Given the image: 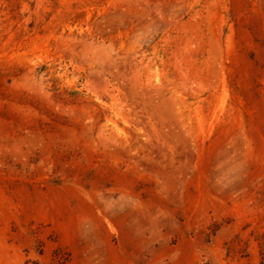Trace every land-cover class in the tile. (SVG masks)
Listing matches in <instances>:
<instances>
[{"label": "rangeland", "instance_id": "rangeland-1", "mask_svg": "<svg viewBox=\"0 0 264 264\" xmlns=\"http://www.w3.org/2000/svg\"><path fill=\"white\" fill-rule=\"evenodd\" d=\"M0 264H264V0H0Z\"/></svg>", "mask_w": 264, "mask_h": 264}]
</instances>
